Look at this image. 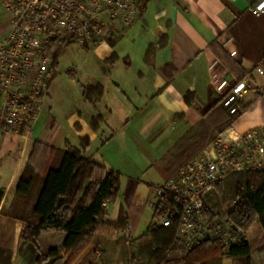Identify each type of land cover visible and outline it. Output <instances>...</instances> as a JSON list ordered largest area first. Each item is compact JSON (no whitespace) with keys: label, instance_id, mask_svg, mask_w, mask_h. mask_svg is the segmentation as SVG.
<instances>
[{"label":"crops","instance_id":"1","mask_svg":"<svg viewBox=\"0 0 264 264\" xmlns=\"http://www.w3.org/2000/svg\"><path fill=\"white\" fill-rule=\"evenodd\" d=\"M258 1L146 0L124 33L102 43L110 52L102 44L93 48L101 61V79L82 86L100 85L102 95L94 104L84 100L91 112L88 127L83 122L46 136L48 105L41 107L31 130L22 135L15 136L0 126V235L9 242L10 264H38L37 247L21 237L26 221L9 215L29 212L35 199L16 193L34 143L61 151L66 142L79 147L80 138L88 137L83 155L118 172V189L125 176L132 194L126 207L117 202L118 189L114 201L102 205L110 221L124 213L125 228L114 237L128 230L139 243L149 238L145 233L150 227L161 225L153 208L158 182L168 179L215 138L231 142L251 128L264 126V76L258 71L264 69V14L256 16L250 11ZM2 25L0 36L8 31V19ZM213 74L229 83L249 78L251 87L236 102V114L223 106ZM96 116L101 118L97 130L91 125ZM143 144L149 148V157L153 155L150 167L156 175L150 182L139 178L142 165L128 149L138 150ZM137 153L143 155L140 150ZM140 182L148 189L146 197L134 198ZM216 195L215 189L206 203L213 207L220 200ZM147 204L151 213L143 221ZM113 206L118 207L115 214L110 213ZM214 212L224 213L217 208ZM244 234L252 249V264H264V229L256 223ZM64 237L61 231L41 234V250L57 248L62 256ZM99 239L102 243L97 248ZM106 241L108 237L95 236L72 264H105L101 254ZM53 261L51 257L41 264ZM219 264L234 262L220 256Z\"/></svg>","mask_w":264,"mask_h":264},{"label":"built area","instance_id":"2","mask_svg":"<svg viewBox=\"0 0 264 264\" xmlns=\"http://www.w3.org/2000/svg\"><path fill=\"white\" fill-rule=\"evenodd\" d=\"M140 2L0 0L8 19V31L0 36L3 130L15 136L31 130L55 71L53 52L59 45L74 42L93 49L109 37H118L136 20ZM250 11L256 16L264 14V0L256 2ZM258 71L264 76V69ZM212 81L223 106L236 114V102L251 87L249 78L229 83L213 74ZM254 170H264V126L251 128L231 142L215 138L168 179L154 186V209L164 194L180 201L166 209L159 223L170 226L176 222L175 240L187 248L202 241H217L221 256L229 257L231 248L245 240V232L227 214H210L206 200L231 174ZM122 233L126 234V230Z\"/></svg>","mask_w":264,"mask_h":264},{"label":"trees","instance_id":"3","mask_svg":"<svg viewBox=\"0 0 264 264\" xmlns=\"http://www.w3.org/2000/svg\"><path fill=\"white\" fill-rule=\"evenodd\" d=\"M144 1L141 0L140 5ZM64 46L59 45L53 52L54 68ZM101 95L100 85L82 86L83 98L92 104ZM100 121V116L92 118L93 129H98ZM0 126L3 129L1 123ZM89 142L88 137L80 138L79 147L66 142L65 149L61 151L39 143L32 147L31 159L18 180L16 193L25 198L35 196V199L29 212H11L9 215L26 221L21 237L37 247L36 263L41 264L52 257L54 261L51 264H72L100 234L108 237V241L103 243L106 251L101 254L105 264H112L106 249L109 244L113 254L116 244L123 246V255L119 256L122 264H169L174 261L181 264H219L222 249L219 242L202 241L187 248L175 240L176 222L170 226L150 227L145 233L149 238L139 243L128 230L115 239L114 231L125 228L124 213L120 212L117 221H110L102 205L105 201H114L119 173L83 155ZM230 183V190L224 188ZM216 190L223 202H232L227 217L237 228L246 232L258 223L264 229V170L231 174L217 185ZM174 204L179 205L180 201L164 194L157 200L154 216L161 218ZM206 208L212 214L217 206L207 203ZM57 231L65 233L62 256L57 248L49 247L45 251L40 248L41 234ZM101 243L100 239L96 241V247H101ZM251 255L252 249L246 240H241L229 251L234 264H252ZM0 264H10L9 242L5 235H0Z\"/></svg>","mask_w":264,"mask_h":264},{"label":"rangeland","instance_id":"4","mask_svg":"<svg viewBox=\"0 0 264 264\" xmlns=\"http://www.w3.org/2000/svg\"><path fill=\"white\" fill-rule=\"evenodd\" d=\"M6 19L7 15L0 7V30H2V24ZM61 51L62 52L58 56L54 78L52 77V81L50 80L49 82L47 94L45 97L46 99L42 103V107L44 106L45 108L47 105L48 107H50V112L48 115V117L50 118L48 122L49 124L48 128L45 131L47 133L46 136L49 137L54 136V134L56 133L58 134L60 131L64 132V130H66L69 126L72 127L74 125L76 127H79V123L82 126L83 122H86L85 124L87 125V127L89 126V115L91 114V112L90 107L84 101L85 99L82 96V85L91 83L93 80L100 81V76L102 75L101 61L99 60L97 56L98 53L97 51H95V49H86L80 47L74 42H69L61 49ZM128 149L132 152V154L135 153V158L137 159V161L139 160V163H141V165L143 166H141L143 172L138 174L142 182L153 181V174L156 175V173L150 167V163L152 162L150 159H152L151 156L153 155L149 157V148H146L143 144V146H141L140 149L138 148V150L134 148ZM139 150L141 154L146 155L139 156L137 153V151ZM127 182L128 181L126 180L125 176L121 177L120 187L118 189L117 202L119 204L122 203L124 207H126L127 201L132 195L131 192L128 191ZM142 182L138 183V188L135 191L134 198H137L138 196H140L141 198L146 197V192L148 189H146V185ZM224 188L230 190L231 183ZM215 197H217V199H220L219 193ZM213 199L215 200L216 198ZM220 200H216L215 205L219 210L226 213L228 207L232 205V202L225 203ZM222 202L225 204H222ZM116 208L118 207L113 206L110 213L115 214L117 210ZM149 213H151V207L150 204H147L144 210L143 219L141 220L144 221V216H147V214L149 215ZM119 231L120 230L114 231V235H116V232ZM110 245L111 244L106 247L109 260H111L112 264H122L119 256L123 255V246H121L120 244H116V251L113 254L112 250H110V248L112 247H110Z\"/></svg>","mask_w":264,"mask_h":264},{"label":"clouds","instance_id":"5","mask_svg":"<svg viewBox=\"0 0 264 264\" xmlns=\"http://www.w3.org/2000/svg\"><path fill=\"white\" fill-rule=\"evenodd\" d=\"M103 48H105L107 51H111V49L108 48V45L106 43L102 44L101 45Z\"/></svg>","mask_w":264,"mask_h":264}]
</instances>
